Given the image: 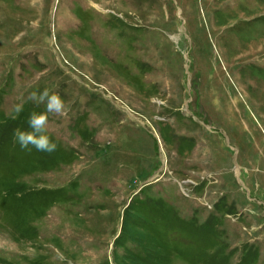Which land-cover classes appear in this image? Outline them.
Instances as JSON below:
<instances>
[{
	"label": "rangeland",
	"instance_id": "1",
	"mask_svg": "<svg viewBox=\"0 0 264 264\" xmlns=\"http://www.w3.org/2000/svg\"><path fill=\"white\" fill-rule=\"evenodd\" d=\"M0 264H264V0H0Z\"/></svg>",
	"mask_w": 264,
	"mask_h": 264
},
{
	"label": "clouds",
	"instance_id": "2",
	"mask_svg": "<svg viewBox=\"0 0 264 264\" xmlns=\"http://www.w3.org/2000/svg\"><path fill=\"white\" fill-rule=\"evenodd\" d=\"M28 99L36 104H45L46 111L41 113L32 112L29 114L27 124L30 131L21 130L20 128L13 129V136L21 149L28 148L29 145L35 147L37 151L53 153L57 149L56 143L50 139L47 133L48 113L57 115H65L66 109L64 101L58 93L50 94L47 88L43 91H33ZM16 119L24 110V104L18 103L13 107Z\"/></svg>",
	"mask_w": 264,
	"mask_h": 264
}]
</instances>
